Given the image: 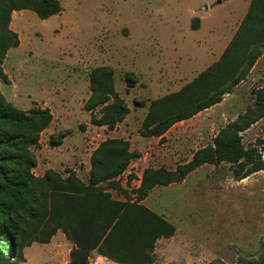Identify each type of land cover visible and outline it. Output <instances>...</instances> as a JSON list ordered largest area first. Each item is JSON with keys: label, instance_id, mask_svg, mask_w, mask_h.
<instances>
[{"label": "rangeland", "instance_id": "1", "mask_svg": "<svg viewBox=\"0 0 264 264\" xmlns=\"http://www.w3.org/2000/svg\"><path fill=\"white\" fill-rule=\"evenodd\" d=\"M59 1L62 12L48 19L30 10L12 13L10 27L20 45L7 51L3 69L9 83H0L4 96L19 108L40 106L53 112V123L33 147L37 176L48 169L66 176L73 169L87 181L91 153L107 138H123L140 155L120 180L126 186L133 174L131 187H138L144 169H175L212 144L223 127L254 104L255 90L264 86L263 51L248 77L221 103L176 124L163 140L142 136L150 101L179 90L214 62L207 55L214 48L212 40L226 28L225 20L234 23L243 16L250 0ZM202 16V29H193V19ZM99 66L113 68L116 89L131 108L113 131L93 125L84 109L90 72ZM127 72L135 74L134 87H128ZM60 132L66 134L62 144L52 145V135ZM242 137L264 159V118ZM142 203L176 227L174 236L157 241L153 264H259L264 170L237 180L230 164H205L182 182L155 187ZM25 244L23 260L10 258V264H68L73 248L61 229L47 243ZM90 261L114 264L97 261L95 253Z\"/></svg>", "mask_w": 264, "mask_h": 264}, {"label": "trees", "instance_id": "2", "mask_svg": "<svg viewBox=\"0 0 264 264\" xmlns=\"http://www.w3.org/2000/svg\"><path fill=\"white\" fill-rule=\"evenodd\" d=\"M21 10L48 19L60 14L63 6L59 0H0V83H9L3 69L7 51L20 45L10 23L12 13ZM192 27H199L198 18ZM263 51L264 0H251L219 59L179 90L150 101L141 135L163 140L175 124L221 103L248 77ZM126 81L134 87L135 74L127 72ZM89 86L84 109L91 123L116 129L131 108L116 89L113 68H93ZM254 95V104L223 127L212 144L197 149L175 169H144L139 186L132 188L135 175L128 176L126 186L120 176L140 154L123 138H107L91 153L87 181L73 169L66 176L53 169L35 175L38 158L33 147L52 123L53 113L48 107L21 109L0 90V264H10V258L23 260L25 242L47 243L59 229L74 245L68 264H91L93 253L118 264H153L157 241L174 236L176 227L142 203L152 189L182 182L205 164L228 163L237 180L264 170L261 151L256 145L246 146L242 137L264 118V86ZM65 137L64 132L52 135L51 144L60 146ZM112 190L125 199L114 198ZM258 262L264 264V252Z\"/></svg>", "mask_w": 264, "mask_h": 264}, {"label": "crops", "instance_id": "3", "mask_svg": "<svg viewBox=\"0 0 264 264\" xmlns=\"http://www.w3.org/2000/svg\"><path fill=\"white\" fill-rule=\"evenodd\" d=\"M220 1V2H219ZM218 2L219 3H221V0H219ZM250 3H251V0H250V2H249V4H248V6L246 7V9L244 10V14H243V16H241L240 18H238L234 23H229V22H227V20H225V22H224V24H225V29H223L222 31H221V35L220 36H218L217 38H215V39H213L212 40V43H214V48H211L208 52H207V55L209 56V57H211L212 58V60L211 61H216V60H218L219 59V57L221 56V54L223 53V51L225 50V48L227 47V45L229 44V42L231 41V39H232V37L234 36V34H235V32L237 31V29H238V27H239V25L241 24V22H242V20L244 19V17H245V15H246V13L248 12V9H249V7H250ZM206 9H208L209 10V8L208 7H206ZM195 19V18H194ZM206 19V17L205 16H202V17H200L199 18V27L197 28V30H201L202 29V27H203V24H204V20ZM193 22V21H192ZM229 27H231L230 29H229ZM213 29H215V27H213ZM200 41H198V43H199ZM214 62H212V63H214ZM211 63V64H212ZM210 64V65H211ZM208 67V66H207ZM52 111V110H51ZM53 113V112H52ZM54 119V118H53ZM54 121V120H53ZM53 121H52V123H53ZM181 122H183V121H181ZM180 123V122H179ZM178 124V123H177ZM51 125V124H50ZM176 125V124H175ZM174 125V126H175ZM96 126V125H95ZM173 126V127H174ZM99 127H105V126H99ZM107 128V127H106ZM46 130V129H45ZM44 130V131H45ZM115 130V129H114ZM110 131H113V130H110ZM167 135V133L165 134V136ZM153 138H157V137H155V136H152ZM158 138H160V137H158ZM38 158V157H37ZM37 168V167H36ZM35 168V169H36ZM78 174V173H77ZM74 246V245H73ZM96 255H97V261H102V260H106V261H110V262H112V263H114V264H118V263H116V262H114V261H111V260H109V259H107L106 257H104V256H101V255H99V254H97V253H95Z\"/></svg>", "mask_w": 264, "mask_h": 264}, {"label": "water", "instance_id": "4", "mask_svg": "<svg viewBox=\"0 0 264 264\" xmlns=\"http://www.w3.org/2000/svg\"><path fill=\"white\" fill-rule=\"evenodd\" d=\"M220 2V1H219Z\"/></svg>", "mask_w": 264, "mask_h": 264}]
</instances>
